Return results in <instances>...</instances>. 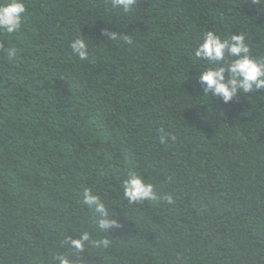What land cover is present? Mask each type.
I'll list each match as a JSON object with an SVG mask.
<instances>
[{"label": "trees", "instance_id": "1", "mask_svg": "<svg viewBox=\"0 0 264 264\" xmlns=\"http://www.w3.org/2000/svg\"><path fill=\"white\" fill-rule=\"evenodd\" d=\"M24 2L0 30V264H264V90L205 95L195 56L212 30L264 60V0ZM130 171L155 198L129 203ZM86 189L120 227H99Z\"/></svg>", "mask_w": 264, "mask_h": 264}, {"label": "clouds", "instance_id": "2", "mask_svg": "<svg viewBox=\"0 0 264 264\" xmlns=\"http://www.w3.org/2000/svg\"><path fill=\"white\" fill-rule=\"evenodd\" d=\"M112 7L120 9L124 13H128L136 4V0H111ZM27 7L24 0H6L0 3V30L7 34L17 32L23 22L24 14ZM104 34L115 41L121 37V34L115 31L105 29ZM128 43L131 40L125 37ZM70 47L72 51L80 58L86 60L89 56V45L85 38H75L71 41ZM7 55L12 58L18 55L16 47H7ZM197 58L204 59L211 67L199 72L198 81L203 87L205 95L209 93L222 100L223 103L229 104L234 98H238L239 94L252 93L257 90H264V60H258L250 54V47L245 42V36L241 34H232L230 39H222L214 31L209 30L204 34L202 42L195 50ZM168 135L161 137V143L168 139ZM174 141L175 136H171ZM123 196L129 203H142L143 201L155 198L154 186L146 183L143 177L130 171L127 179L123 183ZM165 199L169 204L173 203L170 195ZM83 204L91 207L95 205L96 211L100 213L103 219L99 221L101 229L110 227H120L117 221L108 219V211L101 202L100 197L93 195L90 189L84 191ZM89 240V234L85 232L79 239H69L67 241L70 249H75L81 254L84 251V244ZM108 247L110 241L102 238L96 242V246L100 245ZM58 264H73L67 256L61 255L56 257Z\"/></svg>", "mask_w": 264, "mask_h": 264}]
</instances>
